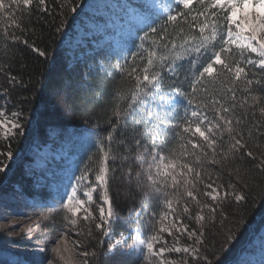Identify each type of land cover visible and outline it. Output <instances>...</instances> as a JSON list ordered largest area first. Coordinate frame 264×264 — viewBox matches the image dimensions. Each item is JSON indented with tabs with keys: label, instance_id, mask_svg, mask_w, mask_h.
Here are the masks:
<instances>
[{
	"label": "trees",
	"instance_id": "1",
	"mask_svg": "<svg viewBox=\"0 0 264 264\" xmlns=\"http://www.w3.org/2000/svg\"><path fill=\"white\" fill-rule=\"evenodd\" d=\"M87 1L46 0L45 7L50 11H40L33 5L31 6V15L25 13L20 27H16L15 23L9 19V14L0 16V108L5 106L19 112L21 114L20 122L23 125L22 134L20 131H14L13 136L0 143V152L6 149L13 153L12 156L21 149V152L8 162L5 170L0 172V210L12 209L10 210L11 215L24 217V213L27 214L29 209L42 208L44 205L52 206L53 191L47 179H40L37 183L35 175H38V172L32 173L29 170L32 162L31 157L27 154L29 147L34 140L36 143L46 144L56 138L76 135L80 129L91 130L103 139L105 150L109 151L111 156L116 157L106 161L110 169L108 172L109 197L113 205V215L110 217L107 234L95 228V223L99 222L97 217L96 222H93V219H79L76 227L72 230L78 232V239L85 251L98 253L96 258H90V264H142L139 253L135 250L126 252L120 249L121 245L112 247V235L115 237L131 235L137 226L144 232L151 231L149 217L155 215L158 219L159 214L167 209L163 206L162 200L160 203L155 201L143 203V194L134 183L130 184L128 181L127 173L130 170L133 172L139 170V164L134 160L133 122L129 120L122 124L120 129L114 133L115 139L111 144L107 141V133L111 131L109 117H112L111 123H115V118L112 116L114 111L113 90L121 84H123L124 90L130 86L122 82L119 70L115 66L117 64L125 65L127 61L126 67L129 70L132 67L142 68L147 64L148 53L138 47L139 35H143L140 32L134 37L131 36L125 47L121 45L119 53L104 44L96 48L92 47L82 58H72L68 54L69 47L62 43V38L64 33L71 28L74 20L85 13L83 8ZM131 4L136 5L135 3ZM74 6L76 11L72 12L71 8ZM162 17L163 14L153 13L157 24H163ZM57 27L61 28L59 33L56 32ZM5 29L10 34L20 36L21 41L27 39L35 47L46 51L47 56H39L38 52H33L21 41L15 42L14 46L6 52V42L3 39ZM184 31L189 32L186 24ZM198 31V27H194L192 30L196 34ZM178 32H180L179 28L173 31L169 26L167 33L170 35H166L163 40H161L163 33L151 37L145 41V46L150 51L157 53L156 59L158 60L159 56L168 55L173 45L178 46L182 42L181 38L177 36ZM153 40L156 41L155 44L152 43ZM8 43H11L10 37ZM132 52L138 53L135 63L131 56ZM140 53L143 54L142 58ZM160 63L163 66L158 67L157 70L165 77L166 84L176 78L168 70L169 64H173L179 74V79L183 80L185 75H190L188 73L190 64L187 61L173 63L168 60ZM142 75L141 73V78ZM12 76L20 79L23 86L8 84V80ZM5 88L9 89L7 95L3 94ZM239 88L240 91L236 94L237 109L233 119H240L241 134L248 142L245 152L251 150L256 159L248 157L244 153H238L235 159L229 156L223 163L212 164V153L209 150L203 164L197 163L195 157L189 161L190 166L203 172L205 182H209V177H211V180L225 186L231 183L246 195V200L239 206L236 205L234 198L225 202L226 205L230 204L231 208H225V211L229 213V219L223 229H220L219 215L213 221L210 211L203 210L207 219L202 230L206 232L207 243L201 250V256H207L213 264L217 261L219 264H233L240 251L247 247L258 232L259 225L264 223V166H260V159L264 154V115L260 113V106H264V104L253 107L255 102L251 99V96L261 97L264 93L257 86L246 100L242 91L243 85H239ZM230 96L231 94H229V98ZM184 105H186L185 101ZM174 109L176 108H169L167 111L173 113L171 122H178L183 115L172 111ZM208 114L211 117L214 113L210 110ZM151 127L150 125L149 128ZM124 129L127 131L124 132ZM162 129L164 131L156 141L161 147L164 146L166 135L173 134L170 123L164 125ZM137 130L142 133L144 125H139ZM121 140H124L125 143H120ZM145 143L150 145L152 141L148 140ZM224 144L225 148H218V152L226 151L227 136H225ZM169 148L179 154L180 141L178 139L171 141L168 148H164L166 154ZM129 149H131V155ZM89 156H92L93 159L89 160ZM99 159L100 153L97 146L79 151L77 173L81 174L86 168H92L89 177L95 179ZM216 159L220 161L222 157L217 155ZM203 191L204 185L200 184L198 193L202 202L207 200L202 195ZM6 198L8 199L6 200ZM189 207L192 210L193 219L190 220L186 214H182L183 202H181V207L178 209V213L181 214L180 221L187 224L189 230L193 228L201 230L200 225L196 224L194 216L196 212L201 211L202 204L197 205L193 201L189 203ZM64 215V210L56 204L49 219L47 218V221L42 223L48 224L50 220L52 224L50 228L52 226L61 227L65 222ZM218 229H220L219 232ZM229 230L234 234V238L225 244L220 232L226 233ZM12 232L16 231L0 229V264H37L38 259L42 261V264H49V261L51 264H60L56 259L53 262L52 257L45 253L27 252L33 245H37L31 239L39 241L33 232L31 238L28 237V233L21 236L13 235ZM38 232L41 238L50 233L46 226ZM190 243L191 241H188V244ZM112 248H115L120 254L115 257H101V253ZM186 258L185 255H182L179 264H183Z\"/></svg>",
	"mask_w": 264,
	"mask_h": 264
},
{
	"label": "snow or ice",
	"instance_id": "2",
	"mask_svg": "<svg viewBox=\"0 0 264 264\" xmlns=\"http://www.w3.org/2000/svg\"><path fill=\"white\" fill-rule=\"evenodd\" d=\"M33 5L40 11H50L45 7L46 0H0V16L9 14V19L15 23L16 27H20L25 13L31 15ZM118 6L122 9L127 7L126 5ZM71 11L75 12L76 7H72ZM132 11L136 25L133 26L130 34L134 37L140 32L143 33L139 35L138 47L148 53L147 64L142 68L132 67L130 70L126 67L127 61L125 65L115 66L119 70L122 82L130 86L124 90L121 84L113 90L114 111L112 116L115 118V123H111L112 117H109L111 131L107 133V141L110 144L114 141V133L120 129L122 124L129 120L133 122L134 160L138 162L139 170L134 172L130 170L127 173L128 181L130 184L134 183L143 194V203L148 201L160 203L162 200L167 210L159 214V219L155 215L149 217L152 234L146 237L137 235L133 238L131 247L138 248L142 264H174L173 260L166 257V254L173 252L183 253L187 257L183 264H213L207 256H201V250L207 243L206 232L202 230L207 219L203 210L210 211L213 221L219 215L220 229H223L229 219V213L225 211V208H231V205H226L225 202L234 198L236 205L239 206L246 200V195L231 183L225 186L211 180V177H209V182H205L203 172L190 166L189 161L195 157L197 163L203 164L209 150L212 153V164L223 163L229 156L235 159L238 153H244L256 159L251 150L245 152L248 142L241 134L240 119L234 120L233 117L237 109L236 94L240 91L239 85H243L242 91L246 100L257 86L264 93V0H175L174 8L162 3V0H140V6ZM157 11L163 12L162 25L157 24L156 19L153 18V13ZM61 23L63 24V21ZM185 24L189 32L184 31ZM169 26L173 31L180 29L177 36L182 42L178 46L173 45L168 55L159 56L157 60V53L150 51L145 46V41L162 33L164 35H161V40H163L166 35H170L167 33ZM194 27H198V34L192 32ZM60 31L61 28L57 27L56 32ZM9 37L11 43H8ZM3 39L6 42V52L14 46L15 42L21 41L20 36L8 33L7 29H5ZM21 42L33 52H38L39 56H47L46 51L35 47L27 39ZM152 43L155 44L156 41L153 40ZM137 55V52L131 53L133 63L136 62ZM140 56L142 58L143 54L140 53ZM168 60L173 63L187 61L190 64L188 69L190 75H185L183 80L179 79L175 67L169 64V71L176 78L166 84L165 77L157 69L163 66L160 62ZM8 84L23 86V82L15 76L9 78ZM165 90L169 96L174 94L186 102L184 115L179 118L178 122H171L172 113L169 111H153L148 107L152 102H156L157 98L161 104L173 103L174 101L164 94ZM8 92L9 89L5 88L3 94L7 95ZM229 94H231L230 98ZM251 99L255 102L253 107L264 104V95L251 96ZM210 110L214 113L211 117L208 114ZM260 113L264 115V106H260ZM20 115L19 112L12 113L14 120L11 122V127L5 129L10 136H13L14 130L17 129L21 134L23 133V125L19 120ZM4 116L5 112L0 111V117ZM169 123L173 134L166 135L164 146L161 147L156 141L164 131L162 126ZM4 124L5 121L0 120V128H3ZM139 125H144L142 133L137 130ZM150 125L151 128H149ZM126 131L127 129H124V132ZM225 136L228 138L227 149L218 152V148H225ZM177 139L180 141V153L176 154L173 149L169 148L166 154L164 148H168L170 142ZM148 140L152 141L150 145L145 143ZM120 143H125V141L121 140ZM95 145L100 153L95 181L92 184H84L89 179V172L92 168L82 171L76 177L74 184L69 177L70 191L65 190L61 199L55 201V204H58L65 212V224L54 237H50L44 246L39 248L41 253L46 254L49 250L56 253L62 261H65V264H70V261L60 255L59 244L63 240L67 245L70 228L76 227L80 219L77 216L78 212L83 211L84 220L95 219L90 209L95 192L100 193L102 200V204H96L99 210V222L95 223V228L107 234L110 217L113 215V205L109 197L108 172L110 169L106 161L116 157L111 156L110 152L105 150L102 138L97 137ZM129 154L131 155V149H129ZM6 155L10 159L13 153L8 151ZM217 155H220L222 160L218 161ZM88 159L92 160L93 157L89 156ZM0 164L3 162L0 161ZM6 166H0V172H3ZM260 166H264V154L260 159ZM200 184L204 185L202 195L207 198L203 202L198 193ZM193 201L197 205L202 204L201 211L196 212L194 216L201 230L196 228L189 230L188 225L183 222L180 223V227H177L176 221L180 220L181 216L178 213L181 202H183L182 214H186L191 220L193 217L189 203ZM53 211L54 206H50L47 212L41 213V216L47 219V213ZM169 216L173 217L172 221H168ZM220 229L217 231L219 232ZM165 232L173 237L175 241L173 246H169L164 239ZM176 233H181V235L186 233L187 240L191 243L187 246H175L179 243ZM220 234L225 244L234 238L231 230L226 233L220 232ZM49 244L55 246L49 249ZM73 244L74 252L83 247L78 241H73ZM63 251L68 252V247L65 246ZM119 254L115 248H112L100 255L103 258L105 256L115 257ZM78 256L83 258L80 264H90V258H96L98 253L80 251ZM37 264H42V261L38 259Z\"/></svg>",
	"mask_w": 264,
	"mask_h": 264
},
{
	"label": "rangeland",
	"instance_id": "3",
	"mask_svg": "<svg viewBox=\"0 0 264 264\" xmlns=\"http://www.w3.org/2000/svg\"><path fill=\"white\" fill-rule=\"evenodd\" d=\"M131 3H135L136 5ZM162 3L174 7L175 0H162ZM118 5H126L127 7L122 9ZM136 6H140V0H88L83 8L86 14L84 13L79 18L75 19L71 28L64 33L62 38V43L69 47L68 54L71 55L72 58H82L85 53L92 49V47L96 48L104 44L110 49L112 48L113 51L119 53V49L122 48L121 44L124 47L126 46L128 39L132 36L130 33L133 30V26L136 25V20L132 11L136 8ZM164 94L168 99L174 102L171 104H161L159 103V98H157V101L152 102L148 105V107H150L153 111L159 110L163 112L165 109H171L174 105H176V109L172 111L184 114L186 108L184 100L178 96H174V94L169 96V94H167V90H165ZM10 109L5 106H1L0 108V111L5 112V116L0 117V120L5 121L4 127L0 128V143L8 137H11L5 129L11 127V122L14 120L12 113L16 111L12 108ZM19 120H21V116H19ZM14 131L19 130L17 129ZM52 132L54 133V131ZM97 137L98 135L91 130L80 129L76 135L66 136V138L59 137L60 139L56 138L46 144L36 143L34 140L29 147L30 149L27 154L32 160L29 170H31L32 173L38 172V175H35L37 183L40 179H47L48 184L53 191L52 200L49 198L52 201V206H56L55 201L61 199L65 190L70 191L69 177H71V182L74 184L76 182V177L80 175L77 173V157L79 151L86 150L88 147L96 146L95 139ZM7 152L8 151L6 149L5 151L0 152V161L3 162L0 166L7 165L8 162L12 161L15 156L21 152V149L18 150L10 159L6 155ZM94 181L95 179L89 177L84 184H92ZM99 197L100 193L95 192L93 194V202L90 205V209L93 211L95 217L93 222H96V217L99 221V210L96 207V204H102V200ZM63 198L66 199V197ZM82 198L86 199V197L83 196ZM7 199L8 198H6V200ZM47 208L48 207L44 205L42 208L29 209L27 214L24 213V217L17 216L15 214L11 215L10 213L12 212L10 210L12 209H1L0 229L6 231H16L12 232L13 235L22 236L28 233V237L30 238L31 236L33 237V232L36 237L39 238V241L31 239V241L37 245H33L32 248L27 250V252L41 254L39 248H42V245H44L50 237H54L56 232L65 224L64 222L61 227L57 226V228H55L52 226V228H50L52 225L50 220L48 221V224L42 223L47 221V219H44L41 216L42 212H47ZM47 215L49 219L50 213H47ZM61 215L63 216V214ZM77 216L80 217V220H84V213L82 210L77 213ZM172 219L173 217H168V221H172ZM180 223V220L176 221V226L180 227ZM44 226L49 229L50 233L46 234L48 236H42L44 238H41L39 237L38 231L43 229ZM173 231L175 230L173 229ZM181 232H183V229H181ZM150 234H152L151 231L144 232L137 226L131 235H118V237L112 235L111 246L115 247L121 245L120 249L122 251L132 252V250H135L139 253L138 248L131 247L133 244V238L137 235L146 237ZM184 235H186V233L183 235H181V233H176V236L179 237V243L175 244V246L180 247L188 245V240ZM163 236L168 245L173 246L175 243L173 237L169 236L167 232H165ZM73 241L80 242L78 239V232L70 228L67 245H65V241L63 240H61L59 244L61 249L60 255H63L65 260L70 261V264H80L83 258L78 256V252L85 250L81 247L76 249L74 252ZM54 246V244L48 245L49 249ZM65 246L68 247V252L63 251ZM46 255H50L53 262L54 259H56V261L58 260V263L65 264V261H62L59 256L56 253L51 252V250H49ZM182 255L184 254L173 252L171 254H166V257L173 260L174 264H179V260ZM233 264H264V223L259 225L258 232L253 236L247 247L240 251Z\"/></svg>",
	"mask_w": 264,
	"mask_h": 264
}]
</instances>
